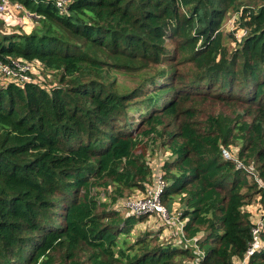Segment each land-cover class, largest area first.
Here are the masks:
<instances>
[{"label": "trees", "instance_id": "obj_1", "mask_svg": "<svg viewBox=\"0 0 264 264\" xmlns=\"http://www.w3.org/2000/svg\"><path fill=\"white\" fill-rule=\"evenodd\" d=\"M9 1L22 29H0V61L37 60L56 81L0 77V264L192 260L146 233L119 239L143 217L112 204L144 188L158 149L170 154L162 202L180 203L184 236H197L204 264H238L254 226L245 205L260 190L221 149L237 145L264 179V0H68L64 13L51 0ZM229 11L246 31L230 52ZM115 71L139 82L121 90ZM259 238L246 264H264V226Z\"/></svg>", "mask_w": 264, "mask_h": 264}, {"label": "built area", "instance_id": "obj_2", "mask_svg": "<svg viewBox=\"0 0 264 264\" xmlns=\"http://www.w3.org/2000/svg\"><path fill=\"white\" fill-rule=\"evenodd\" d=\"M61 13L66 12L68 0H51ZM21 9V4L15 2L11 3L9 0H0V14L7 13L10 8ZM13 8V9H14ZM242 34H246L243 29ZM39 64L37 60L27 61L24 59H14L10 62L4 63L0 61V77L10 79L18 84H24L27 82H37L39 75H36L33 71V64ZM238 146L223 147L221 149L222 157L225 160L233 161L236 168L244 170L249 179H252L260 190L258 194V200L256 202H250L245 205V210L249 212L252 207V215L250 214V220L253 223L252 228V242L243 259H237L238 264H246L247 257L251 252L257 249L261 245L259 238V232L264 226V179L260 177L257 170L246 163H244L238 157ZM168 151H161L158 149L153 153L149 152L146 157V165L150 169L149 182L145 183L143 189H135L129 195L117 198L112 208L119 212H125L127 216H134L140 219L139 224H156L157 236L160 240L172 243L174 245H180L188 247L192 251L194 257L190 261H185L186 264H204L202 261L204 252L196 243L197 236L186 238L183 234L182 228L187 218H181V212L175 209L168 210L166 205L162 202V195L168 185L165 178V172L163 165L169 156ZM263 199V201H261ZM178 205V203H177ZM255 210V213L253 212ZM252 216V217H251ZM145 227V226H144ZM172 232L174 235H171Z\"/></svg>", "mask_w": 264, "mask_h": 264}, {"label": "rangeland", "instance_id": "obj_3", "mask_svg": "<svg viewBox=\"0 0 264 264\" xmlns=\"http://www.w3.org/2000/svg\"><path fill=\"white\" fill-rule=\"evenodd\" d=\"M261 2H262V0H243V3L246 6H251V7L259 6L261 4ZM13 8L9 9L8 14L4 13L3 15H1L2 16V17H0V21H2V23H0V29L1 30L3 29L6 31H9V30H17V28L18 29L21 28V26L19 27V24L16 25V23H18V20L16 22V19H18V17H21V16H19V15H21L20 9L16 10V8H14V9ZM238 15H239V12L229 11L225 17V20L223 21L222 26H221V30H222L223 34L225 35V43L228 47L229 52L238 46L241 37L245 35V34H242V30L240 28H236ZM23 21L24 22H23L22 27L25 30L31 29L30 27H32L35 24L32 21V19L29 17L28 12H25V16H24ZM230 35H232V37H234V38L232 39ZM168 43H170V42H168ZM33 71L36 75H39L38 80H40V81L43 80L42 84H44L46 86L51 85L52 83H55V81H56L54 74H52L51 72L44 71L42 69V65L40 63L39 64H36V63L33 64ZM113 76L116 78L117 84L119 85L121 90L130 89V88L134 87L139 82V77L136 76L135 74H128V73H124V72L115 71ZM211 109L217 110V109H222V107L220 104H217V106L209 105V106H205L203 108V111L207 112V111H211ZM232 146H237V145H232ZM127 191L128 190H125L123 195H126ZM95 192L98 193L96 190H95ZM111 192H112V187L107 188L106 191L101 189L100 192L98 193L101 197L100 198L101 201H105V195L110 194ZM263 199L261 201H263ZM257 200H258V194H257V196H255V199L253 200V202H256ZM164 205H165V203H164ZM108 208L111 209V206ZM178 211H182L180 203L178 204ZM253 212L255 213V210ZM119 213L125 214V212H119ZM144 219L145 218H143V220ZM156 224L157 223L150 222V224L144 225V224H139L137 222L133 226V229H132V231L128 237L120 236L119 239L122 240L123 238H125V239L127 238L128 241L124 240L125 244L127 246L133 244L137 237L142 236L145 233L148 234L150 237L152 236V238L155 239V237H158L157 236L158 232L156 230L157 229ZM171 235H174V233L172 232ZM156 241L160 242L157 239H156ZM81 257H82V259H84L85 255H81Z\"/></svg>", "mask_w": 264, "mask_h": 264}, {"label": "crops", "instance_id": "obj_4", "mask_svg": "<svg viewBox=\"0 0 264 264\" xmlns=\"http://www.w3.org/2000/svg\"><path fill=\"white\" fill-rule=\"evenodd\" d=\"M172 209H175V210L178 209V205H177V203H175V204L173 205ZM251 210H253L252 207L249 209V212H250ZM250 214L252 215V211L250 212ZM251 217H252V216H251Z\"/></svg>", "mask_w": 264, "mask_h": 264}]
</instances>
